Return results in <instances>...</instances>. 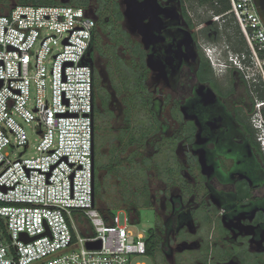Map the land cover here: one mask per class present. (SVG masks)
Segmentation results:
<instances>
[{"label":"flooded vegetation","instance_id":"1","mask_svg":"<svg viewBox=\"0 0 264 264\" xmlns=\"http://www.w3.org/2000/svg\"><path fill=\"white\" fill-rule=\"evenodd\" d=\"M11 1L82 5L94 19V206L133 222L151 212L153 264H264V90L247 59L207 55L218 42L240 56L241 36L197 25L187 0Z\"/></svg>","mask_w":264,"mask_h":264},{"label":"built area","instance_id":"2","mask_svg":"<svg viewBox=\"0 0 264 264\" xmlns=\"http://www.w3.org/2000/svg\"><path fill=\"white\" fill-rule=\"evenodd\" d=\"M229 1L213 20L227 15L239 28L247 50L232 61L243 68L247 59L264 90V23L254 0ZM94 26L82 5L0 13V264H148L147 239L129 231V214L121 224L93 203ZM255 106L264 128V100ZM26 125L39 136L33 155Z\"/></svg>","mask_w":264,"mask_h":264},{"label":"rangeland","instance_id":"3","mask_svg":"<svg viewBox=\"0 0 264 264\" xmlns=\"http://www.w3.org/2000/svg\"><path fill=\"white\" fill-rule=\"evenodd\" d=\"M12 4H14V1L9 2V0H0V13H6L9 12L10 9L12 8ZM22 4V3H19ZM189 5L192 8V11L194 12V19L197 22V25H200L202 23H206L209 20H213V14L212 12L208 11L206 7H200L196 4L189 3ZM219 25L224 24L223 20L218 21ZM245 41V40H244ZM244 45H246L244 43ZM256 118H258L257 115H255ZM26 129L28 131V136L30 140V149L28 150L27 155H33L35 151V146L39 140V136L34 133V128L31 125H26ZM22 149H14L12 150L11 157H15L18 155L19 152H21ZM109 212L111 214H118L120 217V223L125 224V216H126V211L123 209H109ZM152 223V213L148 211H142L141 214V220L139 222H134V223H129L128 229L129 231L134 234V235H143V236H148L149 229ZM142 260L146 261L148 264H153L152 257L149 256L148 254L141 257Z\"/></svg>","mask_w":264,"mask_h":264},{"label":"trees","instance_id":"4","mask_svg":"<svg viewBox=\"0 0 264 264\" xmlns=\"http://www.w3.org/2000/svg\"><path fill=\"white\" fill-rule=\"evenodd\" d=\"M190 3L196 4L200 7H206V9L212 14H223L226 13L231 9V4L229 0H187ZM227 18V20H224V27L228 33L235 34V35H240L239 33V28L232 24V19L230 17H227V15L224 17ZM223 18V19H224ZM241 48L245 49L246 45H244V40L241 37L239 41ZM261 97L264 99V93L261 95ZM108 215L107 217H110L111 214L109 211L107 212Z\"/></svg>","mask_w":264,"mask_h":264},{"label":"clouds","instance_id":"5","mask_svg":"<svg viewBox=\"0 0 264 264\" xmlns=\"http://www.w3.org/2000/svg\"><path fill=\"white\" fill-rule=\"evenodd\" d=\"M207 55L209 56V59L213 65H217L219 62L224 61V60L229 63L232 61L231 59H229V56H227L226 50L224 49L222 44H219L218 42H208L207 43ZM234 56L235 55H232V58ZM257 130H258L259 135L264 136V128L257 127Z\"/></svg>","mask_w":264,"mask_h":264},{"label":"water","instance_id":"6","mask_svg":"<svg viewBox=\"0 0 264 264\" xmlns=\"http://www.w3.org/2000/svg\"><path fill=\"white\" fill-rule=\"evenodd\" d=\"M254 2L260 14V17L264 23V0H254Z\"/></svg>","mask_w":264,"mask_h":264}]
</instances>
